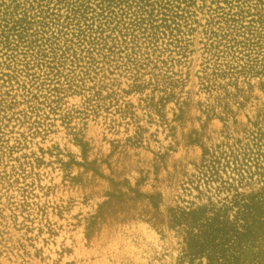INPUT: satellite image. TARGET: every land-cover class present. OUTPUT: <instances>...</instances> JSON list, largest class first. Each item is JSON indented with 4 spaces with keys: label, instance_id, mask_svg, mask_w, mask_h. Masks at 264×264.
<instances>
[{
    "label": "rangeland",
    "instance_id": "374dc122",
    "mask_svg": "<svg viewBox=\"0 0 264 264\" xmlns=\"http://www.w3.org/2000/svg\"><path fill=\"white\" fill-rule=\"evenodd\" d=\"M249 195L264 0H0V264H205Z\"/></svg>",
    "mask_w": 264,
    "mask_h": 264
},
{
    "label": "trees",
    "instance_id": "16d2710c",
    "mask_svg": "<svg viewBox=\"0 0 264 264\" xmlns=\"http://www.w3.org/2000/svg\"><path fill=\"white\" fill-rule=\"evenodd\" d=\"M231 203L238 207L234 221L218 214L192 226L188 255L205 257V264H264V202L249 195Z\"/></svg>",
    "mask_w": 264,
    "mask_h": 264
}]
</instances>
